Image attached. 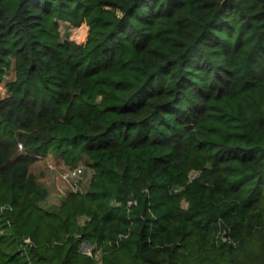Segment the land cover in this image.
<instances>
[{
    "label": "trees",
    "instance_id": "obj_1",
    "mask_svg": "<svg viewBox=\"0 0 264 264\" xmlns=\"http://www.w3.org/2000/svg\"><path fill=\"white\" fill-rule=\"evenodd\" d=\"M10 71L0 264H264V0H0Z\"/></svg>",
    "mask_w": 264,
    "mask_h": 264
},
{
    "label": "rangeland",
    "instance_id": "obj_2",
    "mask_svg": "<svg viewBox=\"0 0 264 264\" xmlns=\"http://www.w3.org/2000/svg\"><path fill=\"white\" fill-rule=\"evenodd\" d=\"M78 31V35L75 34ZM61 32L64 37H68L72 40L83 42L86 40L88 34V26L86 24L81 25L77 29H69L65 26H61ZM13 71V70H12ZM10 71L5 74L0 82V99L7 95L6 82L12 77L13 73ZM69 166L66 165L61 159L52 155L46 157L37 158L32 164V170L38 177V180L48 186L50 192L47 198L42 203L45 207L58 204L61 199L70 190V186L61 178L60 174ZM84 170L82 174L74 180L78 182V189L85 190L88 187V183L92 174V169L83 165ZM182 204L187 205L186 200H183Z\"/></svg>",
    "mask_w": 264,
    "mask_h": 264
},
{
    "label": "built area",
    "instance_id": "obj_3",
    "mask_svg": "<svg viewBox=\"0 0 264 264\" xmlns=\"http://www.w3.org/2000/svg\"><path fill=\"white\" fill-rule=\"evenodd\" d=\"M19 146L22 148V144H20ZM83 170H84L83 165H77L74 167H68L61 172L60 176L66 182V184L71 187L70 190H78V182L75 181L74 179L79 177L82 174ZM197 173L198 172L196 171H192L189 174V178L192 179L193 177L196 176ZM130 202L131 201H129V203ZM94 248H95L94 244H91L89 242L82 241L80 243V249L89 255L94 254L95 251ZM95 255L99 257V250L96 249Z\"/></svg>",
    "mask_w": 264,
    "mask_h": 264
}]
</instances>
